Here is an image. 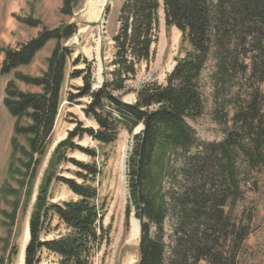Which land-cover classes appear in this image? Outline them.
<instances>
[{"label":"trees","instance_id":"trees-1","mask_svg":"<svg viewBox=\"0 0 264 264\" xmlns=\"http://www.w3.org/2000/svg\"><path fill=\"white\" fill-rule=\"evenodd\" d=\"M82 1L62 0L61 13L73 16ZM161 12L166 27L181 32V55L163 83L152 80L135 88L143 66L156 57ZM14 16L30 26L41 24L31 16ZM118 24L99 87L94 62L81 54L74 58L66 45L78 31L76 24L43 27L36 37L0 49L1 74L14 76L4 90L14 124L1 193L15 198L12 211H2L10 252L0 255V264H13L19 255L20 246L10 244L18 208L29 205L64 100L80 105L91 124L71 113L75 126L50 154L28 221L24 264H97L111 244L107 201L100 193L108 157L100 160L96 147L79 142L88 137L106 147L123 131L133 135L126 220L128 225L133 213L140 222L138 264H255L243 259L251 216L236 207L245 192L243 165H264L260 93L252 90V100L234 116L223 141L202 142L191 122L205 112L202 77L209 62L216 87L234 85V76L264 85V0H123ZM51 40L55 45L41 74L19 70ZM77 79L82 83L65 91L66 83ZM130 93L136 101L125 100ZM55 183L67 186L74 198L54 201Z\"/></svg>","mask_w":264,"mask_h":264},{"label":"rangeland","instance_id":"rangeland-1","mask_svg":"<svg viewBox=\"0 0 264 264\" xmlns=\"http://www.w3.org/2000/svg\"><path fill=\"white\" fill-rule=\"evenodd\" d=\"M100 2L102 3L103 0H83L73 16H65L60 11L62 0H0V49L7 46L16 47L36 37L43 27L53 28L61 23L76 24L78 31L66 42V45L74 50V58L81 54L94 62L98 85V81L101 79L100 71H103V62L112 57V37L118 29V16L123 0H105L101 12L97 10ZM106 4H109L108 9H106ZM96 12L97 15H93ZM14 14L40 19L41 24L30 26L17 20ZM159 36L156 57L149 66H143L138 77L133 81L135 88H139L142 84L152 80L163 83L174 68L177 58L181 55V32L176 28L168 29L166 27L163 12H161ZM54 45V40L49 41L37 54L32 64L21 67L19 70L31 75L41 74L46 69L47 58L50 56ZM3 57L4 54L0 53V255L7 257L10 252V247L5 249L8 226L4 223L6 218L2 211H12L15 198L14 196H3L1 186L8 177L11 154L10 139L13 134L14 118L6 109L3 100L5 86L10 79H14V76L13 74H1ZM213 64V61L209 62L202 77L205 112L196 121L191 122L199 139L207 143L223 141L227 131L233 128L234 116L242 107H247L252 100V90L257 89L260 93L259 107L261 114L264 115V85L261 83L255 85L254 82L244 77L234 76V85L225 87V90L220 86L216 87L211 77ZM81 83L80 79L68 81L65 91L69 89L70 85H80ZM17 84L22 89H31L20 82ZM125 100L136 101L135 93L128 94ZM71 113L82 119L87 125L91 124L85 118L80 105L71 106L66 100L63 101L57 118L50 153L38 169L35 188L29 205L26 210L22 208L21 204L18 208L17 222L13 227L10 244H18L20 252L13 264H19L22 248L27 239L28 221L37 189L50 154L59 140H64L68 136V132L75 126V123H72L74 116ZM139 129L141 130L140 127L136 130ZM20 140L21 143H25L24 138H20ZM79 143L83 146L96 147L101 153L100 160L102 161L108 157L104 166L100 193L101 198L107 201L105 225L111 226V244L103 249L97 264H138L140 222L133 213L128 225L126 220V209L129 203L127 156L132 147L133 135L123 131L114 144L106 147H101L88 137ZM74 155L79 159L88 160L83 154L75 153ZM243 173L241 186L245 192L243 199L237 202L236 210L237 212L245 211L246 215L251 216V233L246 241L243 259L249 263L264 264V165L255 169H249L243 165ZM11 184L15 188H19L16 180H12ZM52 194L54 201L74 198L68 187L61 183L53 185ZM166 227L167 232L170 233L171 223L168 222ZM201 264L208 263L203 261Z\"/></svg>","mask_w":264,"mask_h":264},{"label":"bare ground","instance_id":"bare-ground-1","mask_svg":"<svg viewBox=\"0 0 264 264\" xmlns=\"http://www.w3.org/2000/svg\"><path fill=\"white\" fill-rule=\"evenodd\" d=\"M104 3H105V0H103V2L101 3H99L98 4V6H97V10H99L100 12H101V10H102V8H103V6H104ZM93 15H97V12L96 13H94ZM62 140V139H61ZM61 140H59V141H61ZM28 226H29V224H28ZM27 231H28V229H27ZM26 231V232H27ZM24 248V247H23ZM22 248V249H23ZM22 251V250H21ZM23 257H24V249H23V251H22V253H21V255H20V260H19V264H23Z\"/></svg>","mask_w":264,"mask_h":264},{"label":"water","instance_id":"water-1","mask_svg":"<svg viewBox=\"0 0 264 264\" xmlns=\"http://www.w3.org/2000/svg\"><path fill=\"white\" fill-rule=\"evenodd\" d=\"M107 5V4H106ZM102 70L100 71V76H101V79L98 81V85H97V87H99L100 85H101V83H102ZM139 131H140V129L139 130H136L134 133L135 134H137V133H139ZM29 238H30V233H29V226H28V234H27V239H26V243H25V245H24V251H25V248H26V245H27V243H28V240H29ZM23 264H24V257H23Z\"/></svg>","mask_w":264,"mask_h":264}]
</instances>
